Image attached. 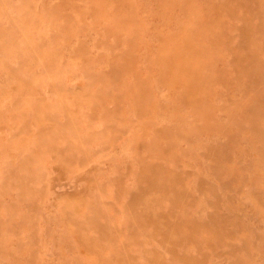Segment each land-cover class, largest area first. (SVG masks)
I'll return each mask as SVG.
<instances>
[{"label":"rangeland","instance_id":"rangeland-1","mask_svg":"<svg viewBox=\"0 0 264 264\" xmlns=\"http://www.w3.org/2000/svg\"><path fill=\"white\" fill-rule=\"evenodd\" d=\"M238 1L0 0V264H264V0Z\"/></svg>","mask_w":264,"mask_h":264},{"label":"bare ground","instance_id":"bare-ground-1","mask_svg":"<svg viewBox=\"0 0 264 264\" xmlns=\"http://www.w3.org/2000/svg\"><path fill=\"white\" fill-rule=\"evenodd\" d=\"M244 1H245V0H244ZM246 1L249 2V0H246ZM255 1H256V0H254V2H255ZM215 2H216V1H215ZM238 2L241 3L242 1L240 0V1H238ZM254 2H253V3H254ZM243 4H244V2H243ZM246 4H247V3H246ZM253 5H254V4H253ZM246 6H247V5H246ZM248 6H249V5H248ZM248 6H247V7H248ZM249 8H250V7H249ZM232 10H233L232 12L235 11V9H232ZM250 10H251V8H250ZM226 11H228V10H226ZM252 11H253V10H252ZM252 11H251V12H252ZM261 12H262V11H261ZM263 12H264V11H263ZM263 12H262V13H263ZM230 13H231V11H230ZM257 13L259 14L260 12L257 11ZM234 14H235V13H234ZM258 14H257V15H258ZM240 15H241V14H239L238 16H240ZM252 15H254V12H253ZM255 15H256V14H255ZM231 16H232V14H231ZM231 16H230V17H231ZM236 16H237V15H236ZM241 17H242V15H241ZM241 17H240V18H241ZM238 18H239V17H238ZM249 18H250V17H249ZM261 18H262V17H261ZM261 18L259 17V20H261ZM249 20H250V23H251L252 20H251V19H249ZM242 21L244 22V18H242ZM245 21H246V20H245ZM252 22H253V21H252ZM259 22H261V21H259ZM259 22H258V23H259ZM239 23H240V22H239ZM239 23H237V24H239ZM248 23H249V21H248ZM253 23H256V22H253ZM226 24H227V23H226ZM243 24H245V23H243ZM228 25H230V24H228ZM257 25H258V24H257ZM259 25L263 26V23H260ZM241 26H242V25H241ZM241 26H240V27H241ZM250 26H253V25L250 24ZM227 27H228V26H227ZM236 27H237V26H236ZM245 27H246V30H247V29H248V28H247V25H246ZM257 27L259 28V26H257ZM203 28H204V27H203ZM251 28H253V27H251ZM254 28H255V27H254ZM224 29H225V28H223V32H224ZM237 29H239V26H238ZM240 29H241V28H240ZM255 29H256V28H255ZM261 29H262V28H260L259 30H261ZM232 30H233V29H232ZM243 30H244V29H243ZM251 30H252V32H253V29H250V31H251ZM256 30H257V29H256ZM228 31H229V30H228ZM247 31H248V30H247ZM257 31H258V30H257ZM263 31H264V30H263ZM234 32H235V31H234ZM239 32H241V31H239ZM258 32H259V31H258ZM237 33H238V32H237ZM217 34H218V32H217ZM234 34H236V32H235ZM238 34H239V33H238ZM238 34H237V35H238ZM243 34H244V31H243ZM254 34H255V33H254ZM237 35H236V36H237ZM250 35L253 36L252 33H250ZM250 35L248 34V36H250ZM263 35H264V34H263ZM224 36H226V35H224ZM234 36H235V35H234ZM241 36H243V35H241ZM251 36H250L249 38H251ZM239 37H240V36H239ZM246 37H247V36H246ZM243 38H244V37H243ZM215 39H216V38H215ZM224 39H225V38H224ZM257 39H258V38H257ZM213 40H214V39H213ZM236 40H237V38H236ZM243 41H244V39H243ZM210 42H211V40H210ZM213 42H214V41H213ZM216 42H217V41H215V43H216ZM247 42L249 43V41H247ZM223 43H224V41H223ZM239 43L241 44V42H239ZM239 43H237L238 47H235V48H236V49H235L236 51H237V50H240V46H239L240 44H239ZM243 43H244L245 45L247 44L246 42H243ZM227 44H228V43H227ZM256 44H257V42H256ZM256 44H255V45H256ZM261 44H262V43H261ZM216 45H217V44H216ZM217 46H218V45H217ZM226 46H227V45H226ZM248 46H249V44H247V47H248ZM263 46H264V45H263ZM214 47H216V46H214ZM214 47H213V48H214ZM241 47H242V45H241ZM228 48H229V47H228ZM231 48H232V46H231ZM237 48H238V49H237ZM242 48H243V47H242ZM244 48H246V47H244ZM252 48H253V47H252ZM208 49H209V48H208ZM208 49H207V50H208ZM229 49H230V48H229ZM232 49H234V48H232ZM263 49H264V48H263ZM207 50H206V51H207ZM211 50H213V49L211 48ZM235 50H234V52H235ZM244 50H245V49H244ZM253 50L255 51V50H257V49H253ZM214 51H215V50H214ZM227 51H228V50H227ZM254 51H253V52H254ZM241 52H242V51H241ZM216 53H217V51H216ZM207 54H208V52H207ZM214 54H215V53H214ZM227 54H228V53H227ZM230 54H231V53H230ZM236 54H237V53H236ZM232 55H233V53H232ZM232 55H231V56H232ZM234 55H235V54H234ZM215 56H216V55H215ZM247 56H248V55H247ZM259 56H260V55H259ZM226 57H227V56H226ZM240 57H241V56H240ZM233 58H234V57H233ZM233 58H232V60H233ZM238 58H239V57H238ZM244 58H245V57H244ZM247 58H248V57H247ZM257 58H258V57H257ZM259 58H260V57H259ZM236 59H237V58H236ZM237 60H238V59H237ZM241 60H242V59H241ZM233 61H234V60H233ZM242 61H243V60H242ZM244 61H245V60H244ZM244 61H243V62H244ZM220 63H221V62H220ZM218 64H219V63H218ZM235 64H236V63H235ZM254 64H255V63H254ZM139 67H141V66H139ZM231 67H232V66H231ZM237 68H238V67H237ZM258 76H259V75H258ZM258 79H259V78H258ZM261 79H262V78H261ZM114 80H115V79H114ZM262 80H263V79H262ZM217 83H218V82H217ZM254 83H256V82H254ZM224 84H225V83H224ZM209 85H210V84H209ZM209 85H208V86H209ZM211 85H212V84H211ZM215 85H217V84H215ZM233 85H234V84H233ZM238 85H239V84H238ZM220 86H221V85H220ZM253 86H254V85H253ZM221 88H222V87H221ZM131 89H132V88H131ZM239 90H240V89H239ZM213 91H214V90H213ZM249 91H250V90H249ZM214 92H215V91H214ZM217 92H218V91H217ZM221 95H222V94H221ZM226 96H227V95H226ZM253 96H254V95H253ZM241 98H242V97H241ZM241 98H240V99H241ZM255 98H257V97H255ZM219 99H220V98H219ZM221 99H222V97H221ZM237 99H238V98H237ZM237 99H236V100H237ZM236 100H235V101H236ZM214 101H215V99H214ZM244 101H245V100H244ZM146 102H147V101H146ZM148 102H149V101H148ZM148 102H147V103H148ZM205 102H206V100H205ZM210 102H211V101H210ZM218 102H219V101H218ZM242 102H243V101H242ZM242 102H241V103H242ZM211 103L213 104L214 102H211ZM233 103H234V102H233ZM144 104H145V103H144ZM108 105H109V103H108ZM210 105H211V104H210ZM237 105H238V104H237ZM239 106H240V105H239ZM137 107H138V105H137ZM214 107H216V105H215ZM214 107L212 106V109H213ZM229 107H230V106H229ZM237 107H238V106H237ZM134 108H135V107H134ZM138 108H139V107H138ZM224 108H225V107H224ZM232 108H233V107H232ZM234 108H235V107H234ZM115 109H116V108H115ZM212 109L210 108L211 111H213L215 108H214L213 110H212ZM217 109H218V108H217ZM235 109H236V108H235ZM238 109H239V108H238ZM110 110H112V109H110ZM120 110H121V109H120ZM140 110H141V109L139 108V111H137V112H140ZM205 110H206V108H205ZM207 110H208V108H207ZM236 110H237V109H236ZM236 110H234V111H236ZM208 111H209V110H208ZM211 111H210V112H211ZM228 111H229V109H228ZM232 111H233V109H232ZM245 111H246V110H245ZM245 111H243V112L245 113ZM217 112H218V111H217ZM217 112H216V113H217ZM143 113H145V112H143ZM208 113H209V112H208ZM240 113H242V112H240ZM151 114H152V113H151ZM212 114H213V112L211 113V116H213ZM237 114H238V113H237ZM245 114H246V113H245ZM137 115H138V114H137ZM243 115H244V114H243ZM247 115H249V114H247ZM142 116H143V115H140L141 118H143ZM211 116H210V117H211ZM152 117H154V116H152ZM183 117H184V116H183ZM210 117H209V118H210ZM138 118H139V117H138ZM141 118H140V119H141ZM185 118H186V117H185ZM119 120H120V119H119ZM155 120H156V119H155ZM174 120L176 121L175 118H174ZM121 121H122V120H121ZM177 121H178V120H177ZM140 122H141V121H140ZM143 122L145 123V121H143ZM227 123H228V122H227ZM175 124H176V123H175ZM225 124H226V123H225ZM225 124H224V125H225ZM178 125H179V124H178ZM221 125H222V123H221ZM168 126H169V125H168ZM228 126H229V125H228ZM139 127H141V126H139ZM144 127H145V126H144ZM153 127H154V126H152L151 128H153ZM169 127H170V126H169ZM169 127H168V129H169ZM223 127H224V126H223ZM151 128H149V129H151ZM179 128H180V127H179ZM179 128H178V130H179ZM212 129H213V128H212ZM212 129H211V130H212ZM226 129H227V128H226ZM228 129H229V128H228ZM228 129H227V136L229 135V134H228ZM151 130H152V129H151ZM151 130H150V131H151ZM165 130H166V129H165ZM213 130H214V129H213ZM217 130H218V129H217ZM167 131H168V130H167ZM167 131H165V132H167ZM218 131L220 132V131H222V130H218ZM223 131L226 132L224 129H223ZM223 131H222V134H223ZM142 132H144V131H142ZM145 132H146V131H145ZM165 132H164V133H165ZM215 132H216V131H215ZM157 133H158V132H157ZM160 133H161V132H160ZM216 134H217V133H216ZM225 134H226V133H224V135H225ZM230 134H231V133H230ZM234 134H235V133H234ZM154 135H156V134H154ZM156 136H157V135H156ZM163 136H164V134H163ZM212 136H213V134H212ZM229 136H230V135H229ZM231 136H232V135H231ZM157 137H158V136H157ZM161 137H162V135H161ZM232 137H233V136H232ZM234 137H235V136H234ZM159 138H160V137H159ZM166 138H167V137H166ZM214 138H215V137H214ZM230 138H231V137H230ZM133 139H134V138H133ZM161 139H162V138H161ZM233 139H235V138H233ZM233 139H232V140H233ZM158 140H160V139H158ZM162 140H164V138H163ZM167 140H169V139L167 138ZM229 140H230V139H229ZM235 141H236V139H235ZM235 141H234V142H235ZM133 142H134V140H133ZM167 142H170V140L167 141ZM209 143H211V142H209ZM226 143H227V142H226ZM236 143H239V142H236ZM214 144H215V143H214ZM168 145H169V144H168ZM217 145H218V144H217ZM155 146H156V145H155ZM220 146H221V145H220ZM161 147H162V146H161ZM214 147H215V146H214ZM221 147H222V146H221ZM228 147H230L229 144H228ZM228 147H227V148H228ZM235 147H236V146H235ZM151 148H152V147H151ZM163 148H164V147H163ZM190 148H191V147H190ZM190 148H189V149H190ZM230 148H231V147H230ZM216 149H218V148L216 147ZM228 149H229V148H228ZM157 150H158V149H157ZM165 150H166V149H165ZM165 150H164V151H165ZM187 150H188V149H187ZM192 150H193V149H192ZM221 150H222V149H221ZM166 151H168V149H167ZM215 151H216V150H215ZM148 152H150V150H149ZM219 152H220V151H219ZM229 152H232V150H231V151L229 150ZM153 153H154V152H153ZM158 153L160 154V151H159ZM158 153H157V155H158ZM174 153H175V152H174ZM217 153H218V152H217ZM161 154H162V156H161L162 159H165V158H163V153H161ZM180 154H181V153H180ZM213 155H215V154H213ZM168 156H170V155H168ZM164 157H166V155H165ZM176 157H177V156H176ZM159 158H160V157H159ZM178 158H180V157L178 156ZM168 159H169V158H168ZM171 159H172V158H171ZM203 159H205V158H203ZM229 159H230V156H229ZM178 160H179V159H178ZM169 161H170V160H169ZM197 161H198V160H197ZM199 161H200V160H199ZM229 161H230V160H229ZM210 162H211V161H210ZM173 163H174V161H173ZM199 163H200V162H199ZM206 163H207V162H206ZM206 163H205V164H206ZM237 163H238V162H237ZM197 164H198V163H197ZM203 165H204V164H203ZM175 166H176V165H175ZM210 166H211V165H210ZM239 166H240V165H239ZM170 167H171V166H170ZM206 167H207V166H206ZM218 167H219V166H218ZM145 168H146V167H145ZM147 168H148V167H147ZM156 169H157V168H156ZM161 169H162V168H161ZM170 169H171V168H170ZM19 170H20V169H19ZM158 170H159V169H158ZM167 170H168V169H167ZM22 171H23V170H22ZM22 171H20V172H22ZM175 171H176V170H175ZM11 172H12V171H11ZM11 172H10V173H11ZM171 172H173V171L170 170L169 173H171ZM188 172H189V171H188ZM13 173H14V172H13ZM149 173L153 174L154 172H153V173H152V172H149ZM155 173H157V172H155ZM178 173H179V172H178ZM165 174H166V173H165ZM174 174H175V173H174ZM190 174H191V173H190ZM15 175H16V173H15ZM19 175H21V174H19ZM155 175H156V174H155ZM186 175H187V174H186ZM150 176H151V175H150ZM157 176H158V175H157ZM16 177H17V176H16ZM16 177H15V178H16ZM145 177H146V176H145ZM147 177H148V176H147ZM174 178H175V177H174ZM218 178H219V177H218ZM241 178H242V177H241ZM143 179H144V178H143ZM196 179H197V178H196ZM223 179H224V178H223ZM8 180H9V179H8ZM17 180H19V178H18ZM17 180H15V181H17ZM142 181H143V180H142ZM18 182H19V181H18ZM177 183H178V182H177ZM185 183H186V182H185ZM164 184H165V183H164ZM21 185H23V184H21ZM145 186H146V183H145ZM147 186H148V185H147ZM185 187H186V186H185ZM228 187H229V186H228ZM22 188H23V187H22ZM209 188H210V187H209ZM19 189H21V188H19ZM138 189H139V188H138ZM143 189H144V188H143ZM21 191H23V190H21ZM165 191H166V190H165ZM188 191H189V190H188ZM144 192H145V191H144ZM17 193H18V192H17ZM136 194H137V193H136ZM135 196H136V195H135ZM149 196H150V194H149ZM154 196H155V195L153 194V197H154ZM144 197H146V196H144ZM144 197H143V198H144ZM155 197H157V196H155ZM19 198H20V197H19ZM22 199H23V198H22ZM22 199H21V200H22ZM146 199H147V197H146ZM146 199H144V200H146ZM155 199H156V198H155ZM164 199H165V198H164ZM172 199H173V198H172ZM181 199H182V198H181ZM214 199H215V198H214ZM151 200H152V199H151ZM168 200H169V199H168ZM31 202H32V201H31ZM132 202H133V201H132ZM223 202H224V201H223ZM130 203H131V202H130ZM175 203H176V202H175ZM177 203H178V202H177ZM148 204H149V203H148ZM222 204H223V203H222ZM126 205H127V204H126ZM130 206H131V205H130ZM132 207H133V206H132ZM179 207H180V206H179ZM140 209H141V208H140ZM156 209H157V208H156ZM135 210H136V208H135ZM157 210H158V209H157ZM189 210H190V209H189ZM213 210H214V209H213ZM162 211H163V210H162ZM154 215H155V214H154ZM139 216H140V214H139ZM139 216H137V218H136V217H135V218L138 219ZM144 216H145V214H144L143 216H140V217H143V219H144ZM146 216H147V214H146ZM172 216H173V215H172ZM140 217H139V218H140ZM177 217H178V216H177ZM149 218H150V217H149ZM184 218H185V217H184ZM176 220H177V219H176ZM137 221H138V220H137ZM147 221H149V220L147 219ZM147 221H145V222L148 223ZM177 221H178V220H177ZM182 221H183V220H182ZM185 221H186V218H185ZM134 222H135V221H134ZM141 222H142V221H141ZM141 222H138V225H144V223L142 224ZM151 222H152V220H151ZM154 222H155V221H154ZM178 222H179V221H178ZM139 223H140V224H139ZM149 223H150V222H149ZM149 223H148V224H149ZM174 223H175V222H174ZM180 223H181V222H180ZM136 224H137V222H136ZM172 225H173V224H172ZM183 225H184V224H183ZM144 226H145V225H144ZM144 226H143V227H144ZM156 226H157V224H156ZM174 226H175V225H174ZM172 227H173V226H172ZM175 227H176V226H175ZM145 230H146V229H145ZM148 230H149V229H148ZM152 230H153V229H152ZM151 232H152V231H151ZM68 233H69V232H68ZM73 233H74V232H73ZM145 233H146V232H145ZM153 233H154V232H153ZM92 235H93V234H92ZM152 235H153V234H152ZM83 236H85V235H83ZM94 236H95V235H94ZM149 236H150V235H149ZM162 236H163V235H162ZM165 236H166V235H165ZM170 236H172V235H170ZM129 237H131V236H129ZM163 237H164V236H163ZM86 239H87V238H86ZM86 239H85V240H86ZM92 239H93V238H92ZM94 239H95V238H94ZM131 239H132V238H131ZM207 239H209V237H208ZM87 240H88V239H87ZM97 240H98V239H97ZM124 240H125V239H124ZM128 240H129V239H128ZM95 241H96V240H95ZM88 242H89V241H88ZM97 242H98V241H97ZM126 242H127V240H126ZM126 242L124 241V243H126ZM129 242L132 243V241H128V243H129ZM133 242H134V240H133ZM169 242H170V241H169ZM131 243H129V244H131ZM90 244H93V243L90 242ZM126 244H127V243H126ZM161 244H162V243H161ZM76 245H77V244H76ZM91 246H92V245H91ZM128 246H130V245H128ZM163 246H164V245H163ZM127 248H128V247H127ZM131 248H133V247H131ZM126 251H127V250H126ZM157 258H158V257H157ZM159 259H160V257H159ZM162 261H163V260H162ZM162 261H161V262H162ZM161 262H159V263H161ZM190 262H191V261H190ZM155 263H156V262H155Z\"/></svg>","mask_w":264,"mask_h":264}]
</instances>
